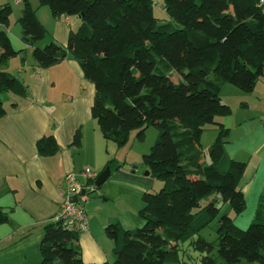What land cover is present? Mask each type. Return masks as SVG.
Masks as SVG:
<instances>
[{"label":"trees","instance_id":"16d2710c","mask_svg":"<svg viewBox=\"0 0 264 264\" xmlns=\"http://www.w3.org/2000/svg\"><path fill=\"white\" fill-rule=\"evenodd\" d=\"M2 1L0 96L24 97V84L1 69L18 55L5 30L13 7ZM19 1L22 41L32 47L38 67L49 68L71 55L94 84L91 115L107 142L121 149L132 131L143 137L150 126L158 130L142 162L163 187L143 195L142 228L107 227L117 253L111 264H188L181 256L188 257L186 245L199 253L201 264H264V222L258 221L264 208L247 229L236 225L246 209L240 184L247 164L228 156L230 130L216 120L232 114L221 101L227 84L251 93L264 75V0H37V7L49 8L54 18L81 19L66 45L52 42L44 48L36 47L46 29L32 0ZM158 1L179 29L155 17ZM6 113L0 99V118ZM211 125L218 136L206 163L201 137ZM81 140L77 130L72 146L80 147ZM37 150L42 157H53L60 147L49 135L37 142ZM115 163L110 160L105 169ZM220 203L229 204L236 217L221 216L217 242L209 243L200 233L218 217ZM7 221L0 211V225ZM78 235L61 221L48 222L41 264H87L74 245Z\"/></svg>","mask_w":264,"mask_h":264},{"label":"crops","instance_id":"0c3cea01","mask_svg":"<svg viewBox=\"0 0 264 264\" xmlns=\"http://www.w3.org/2000/svg\"><path fill=\"white\" fill-rule=\"evenodd\" d=\"M4 2L0 0V5ZM19 4L16 0V5ZM39 9L36 7V14L43 25ZM52 18L51 32L43 25L46 34L50 33L51 43L64 46L70 32L79 28L81 19ZM1 30L4 28L0 26ZM5 30L18 55L1 69L11 76L16 73L28 95L12 94L2 100L7 113L0 118V211L7 214L8 221L0 225V264H41L44 226L54 220L63 203L61 182L66 175L74 173L80 183H85L87 180L81 175L86 168L97 179L108 162L116 158H111L110 142L103 138L92 119L96 89L84 77L79 62L69 55L49 68H40L32 57V47L22 41V32L17 34L10 26ZM38 44L36 47H40ZM248 96L249 101L242 103L241 110L250 114L255 106V116L236 120L231 114L222 117L220 123L230 130V135L244 131L238 140H229L228 156L237 161L236 156L244 152L251 155L248 159L256 160L252 166L244 162L247 170L240 184L246 205L250 197L254 204L258 202L252 212L254 222L264 194V75ZM77 130L82 135L80 147L72 146ZM49 135L55 138L60 152L53 157H42L37 142ZM113 148L116 152L117 148ZM115 161L118 168L111 170L109 179L97 188L98 198L94 195L85 205L88 230L79 233L74 242L87 264L112 263L116 255L114 243L106 234L107 227L120 224L126 230L141 228L143 221L138 213L142 209V197L158 184L155 179L130 172L126 161ZM96 169L102 170L97 173Z\"/></svg>","mask_w":264,"mask_h":264},{"label":"rangeland","instance_id":"374dc122","mask_svg":"<svg viewBox=\"0 0 264 264\" xmlns=\"http://www.w3.org/2000/svg\"><path fill=\"white\" fill-rule=\"evenodd\" d=\"M9 1L13 7V15L11 17L10 28L14 32L19 34L22 32V27L19 24V18L21 17V11H22L23 6H22V4L16 5V0H9ZM32 4L36 8L37 7V0H32ZM38 13H39V18H40L41 22L43 23V25L47 28V30L49 32H51L54 24H52L53 18L51 16V12H50L49 8L42 7L39 9ZM154 15L157 19H159L161 21V23L170 22L173 30H177L181 27L177 22H174L170 19L168 14L163 10V8H161L159 1H158V4L156 5V7H154ZM50 17H51V19H50ZM70 18L78 19V17H70ZM80 24H81V22H80ZM77 28H74V29L77 30ZM49 32L46 34L45 39L39 42V44H38L40 46L39 48H44L51 43V41H49V39L51 37ZM46 41H47V43H46ZM1 52L2 51L0 50V54H1ZM14 76L17 77L18 75L16 73H14ZM180 79H181V76H180ZM173 80L175 82H177L179 80V76L174 75ZM249 94H252V92L251 93L242 92L237 87L230 85V84H227L223 88L222 93H221V101L223 104L229 105L231 107L232 114L236 120H239L242 117H246V118L252 117V116H255V114L257 113L256 112L257 109L255 108V106L252 107V112L250 114H248L247 112L244 113L241 110L242 103L249 101V99L247 98V96ZM11 96H12V94H10V93H4L3 95L0 96V99L2 101V100H4V98L7 99V97L10 98ZM251 97L253 99V96H251ZM252 99H250L251 102H255ZM216 120L218 122H221L222 117H217ZM243 134H244V131H241L239 133H232L229 136V140L230 141H236ZM217 136H218L217 127L211 125V126H208L206 128V130H204V133L201 137V146H202L201 150L203 152V159L206 163L210 162L209 150H210L212 144L215 142ZM157 137H158V130L155 126H150L145 131V134L143 137H139L138 136V130H134V131H132V133L130 135L129 142L125 147L119 149V148H117V146H115L116 144H114L113 142H110L111 158L115 157L117 159V161H119V163L120 162L123 163L124 161H126L127 167H128V169H130V172H138L141 176H144V177L146 176V178L154 179L151 176H147V173H149V169L143 164L142 157L151 152L152 147L156 143ZM113 147L117 148L116 152L114 151ZM248 156H251V155H249V154L247 155V154H244V152H240L236 156V160L241 161V162H247V163H249V166H252L253 164L256 163V160L254 159V157H251L252 160L248 159ZM117 168L118 167H116V164H115L114 166H112V169H110V170H112L114 172L115 170H117ZM101 170L102 169H96V172L99 173V172H101ZM155 181H157L158 184H157V187L151 193H158L161 190L159 185H163V183H161L160 181H158V180H155ZM96 193H98V189L96 192L91 193L89 195L90 199L93 198L94 195H95V197L98 198V195L96 196ZM97 200H99V199H97ZM255 204H258V202L256 203V201H255ZM255 204L253 203V199L250 197V199L246 205L245 211L243 212V214H241L238 217H236V215L234 214V212L231 209L229 204H225V205H223L221 203L217 204V206H219L221 208L220 213H219L218 217L216 219H214L213 222L207 228H205L201 231V233H200L201 237H203V239L209 243L217 242V230L219 227V219L223 215H227L231 218L236 217V225L239 226V228H240L241 224H243V225H241V226H243V227H241L242 229L248 228L249 225H251V222L253 221V218H254L253 217L254 215L252 212L254 211V208L256 206ZM261 205H262L261 208H264V200L261 202ZM142 207H143V202H142ZM262 213L263 214L258 221L264 222V210ZM187 246L188 245L185 246V252H186L185 255H188V257L187 256L183 257V255L181 253L182 262L183 263L186 262L188 264H201L199 261V253L194 251L193 247H190V246L187 247ZM114 261H115V257H114V260L112 261V263ZM178 264H181V263H178Z\"/></svg>","mask_w":264,"mask_h":264},{"label":"built area","instance_id":"2783aa9c","mask_svg":"<svg viewBox=\"0 0 264 264\" xmlns=\"http://www.w3.org/2000/svg\"><path fill=\"white\" fill-rule=\"evenodd\" d=\"M86 178L85 183H80L78 175L69 173L61 182L60 193L63 197V203L60 211L54 218V221H61L64 228L72 232L81 233L88 230L89 215L85 210L86 203L89 202L91 193L97 189L95 185L96 175L91 169H84L82 175ZM73 197L77 198L76 202H72Z\"/></svg>","mask_w":264,"mask_h":264},{"label":"water","instance_id":"95a60500","mask_svg":"<svg viewBox=\"0 0 264 264\" xmlns=\"http://www.w3.org/2000/svg\"><path fill=\"white\" fill-rule=\"evenodd\" d=\"M149 173H147L148 175ZM111 176V170L109 167H107L96 179L95 181V185L96 187H100L101 185H103L108 179L109 177ZM72 202H76L77 201V198L76 197H73L71 199ZM115 255H117V253H115Z\"/></svg>","mask_w":264,"mask_h":264}]
</instances>
